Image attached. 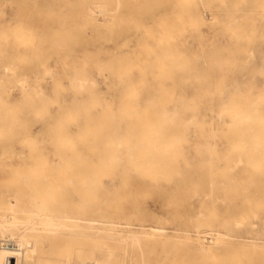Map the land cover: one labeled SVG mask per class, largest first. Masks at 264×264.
<instances>
[{"label": "rangeland", "instance_id": "374dc122", "mask_svg": "<svg viewBox=\"0 0 264 264\" xmlns=\"http://www.w3.org/2000/svg\"><path fill=\"white\" fill-rule=\"evenodd\" d=\"M1 212L37 264H264V0H0Z\"/></svg>", "mask_w": 264, "mask_h": 264}, {"label": "bare ground", "instance_id": "6f19581e", "mask_svg": "<svg viewBox=\"0 0 264 264\" xmlns=\"http://www.w3.org/2000/svg\"><path fill=\"white\" fill-rule=\"evenodd\" d=\"M28 54H29V51L27 50L25 52V55L27 56ZM3 68H4V72H8L9 70L13 69L11 64H5ZM15 73H16V71H15ZM167 86H170V85H166V87ZM215 91H217V90H215ZM168 101H171V100H168ZM231 138H232V136H231ZM73 159H76V157L73 158ZM77 160H79V158ZM72 162L74 163L73 160H72ZM85 168H87V167H85ZM54 170H55V168H54ZM55 172H56V170H55ZM78 174L80 175V173H78ZM82 174H83V172H82ZM70 175H68V176H70ZM81 175H80V177H81ZM95 175H96V173H95ZM76 176L78 177V175H76ZM229 178H231V177H229ZM212 183H213V181H211V185H212ZM63 185H66V184H63ZM211 188H213V187H211ZM36 207H38V206L36 205ZM24 210L27 211V208L24 207ZM30 210L32 211L33 209L30 208ZM45 210H46V208H45ZM255 218H256V216H255ZM91 221H94V220H91ZM237 223H239V222H237ZM54 225L56 226V223H54L51 220H46L45 218H41L40 220H38V221H36L34 223L33 222L29 223V220L21 218L18 215L13 214V215L7 216L6 213H4V212L2 213L1 212V214H0V238H2L3 241H7L8 245L7 246L6 245H2V242H1L2 239H0V264H37L39 260H38V258L36 259L34 253L36 251L35 246L38 244V241H37L38 236H36L34 231L36 229H40V228H43V231H49V230H51L53 228ZM58 225H60V224H58ZM131 238H133V237H131ZM11 240H13L14 242H12ZM92 258H93L92 256H90V255H88L86 253H83V252H80V254L78 255V259H80V261H83L84 264H89V262L87 260H90ZM92 260H93V263H95V264H103V262L101 260H98V259H92ZM83 263L79 262L78 264H83ZM50 264H65V261L60 258V259H58L57 263H50Z\"/></svg>", "mask_w": 264, "mask_h": 264}, {"label": "built area", "instance_id": "2783aa9c", "mask_svg": "<svg viewBox=\"0 0 264 264\" xmlns=\"http://www.w3.org/2000/svg\"><path fill=\"white\" fill-rule=\"evenodd\" d=\"M2 245H8V242L7 241H2Z\"/></svg>", "mask_w": 264, "mask_h": 264}]
</instances>
